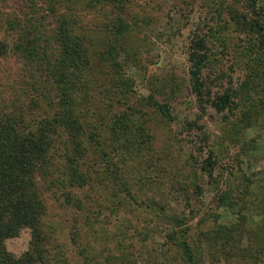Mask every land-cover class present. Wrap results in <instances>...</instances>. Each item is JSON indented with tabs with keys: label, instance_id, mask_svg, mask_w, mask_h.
Masks as SVG:
<instances>
[{
	"label": "rangeland",
	"instance_id": "1",
	"mask_svg": "<svg viewBox=\"0 0 264 264\" xmlns=\"http://www.w3.org/2000/svg\"><path fill=\"white\" fill-rule=\"evenodd\" d=\"M252 1L0 0V39L9 18L35 40L41 24L37 46L55 64L57 19L71 24L90 58L81 71L89 86L77 85L93 105L97 130L90 124L88 132L94 129L98 144L79 164L86 189H66L67 198L42 185L50 264H192L169 238L184 233L200 264H264V0L255 8ZM227 4L246 15L242 24ZM121 19L130 32L119 35ZM250 19L260 35L245 32ZM196 36L209 39L207 89L212 99L231 96L230 109L202 105L192 93L188 57ZM22 71L14 59L2 63V95H21ZM83 193L95 201L85 199L86 211L72 204ZM31 243L22 229L5 245L21 257Z\"/></svg>",
	"mask_w": 264,
	"mask_h": 264
},
{
	"label": "trees",
	"instance_id": "2",
	"mask_svg": "<svg viewBox=\"0 0 264 264\" xmlns=\"http://www.w3.org/2000/svg\"><path fill=\"white\" fill-rule=\"evenodd\" d=\"M107 1L118 5L124 0ZM218 3L223 6V0ZM252 3L255 8L256 0L255 4L253 1ZM51 6L55 7L54 4ZM227 6L230 7L233 22L242 24L246 15L239 9H234L231 4ZM56 12L55 9L52 14L55 15ZM41 20L34 21L40 24ZM55 20L52 34L57 37L55 41L59 46L55 64L46 59L45 49L37 46L41 42L39 36L43 35L41 24L35 28L37 40L35 35L32 34L33 38L27 32L17 17L7 19L4 27L2 25L4 34L0 39V66L3 62L14 59L23 64L21 73L24 79L20 96L6 97L0 92V264H50V239L44 231L47 208L42 185L45 183L48 189L53 187L56 191H63L67 198L71 197L72 191L66 192V189H86V181V184H79L87 176L79 164L86 165L88 151L98 144L93 140L94 129L88 132L90 124L97 130L94 123L96 120H92L89 115L93 105L89 106L86 97L83 99L79 94L85 87L77 85L80 79L86 82L81 71L90 63L88 52L74 34L71 24L66 25L60 21L57 23V19ZM244 25L248 26L245 32L253 36L260 35L258 20H247ZM117 26L121 33H117L119 35L125 34V30L130 32L123 19ZM208 40L205 36H196L191 41L188 57L191 64V89L202 105H211L218 111H225L234 104L231 96L224 94L212 99L203 78V71L210 58ZM69 65L77 72L71 71ZM85 84L87 88L89 84ZM95 106L98 113H102V108ZM159 110L171 118L165 106L159 105ZM207 154L210 170L214 167L213 152L208 150ZM209 170L207 172L210 175L212 170ZM78 195L80 197L79 193ZM78 195L72 196V204L80 211H86L88 207L85 199L95 205L92 194L86 193L83 198ZM85 222L90 224L88 216L85 217ZM22 229L31 231V248L23 256L16 257L7 250L5 244ZM186 234H173L169 238L182 251L186 260L192 264H200L196 261L188 240L183 236Z\"/></svg>",
	"mask_w": 264,
	"mask_h": 264
}]
</instances>
